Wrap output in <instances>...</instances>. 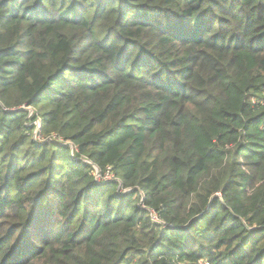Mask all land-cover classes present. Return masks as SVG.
Here are the masks:
<instances>
[{"label": "trees", "instance_id": "obj_1", "mask_svg": "<svg viewBox=\"0 0 264 264\" xmlns=\"http://www.w3.org/2000/svg\"><path fill=\"white\" fill-rule=\"evenodd\" d=\"M204 262L264 264V0H0V264Z\"/></svg>", "mask_w": 264, "mask_h": 264}, {"label": "built area", "instance_id": "obj_2", "mask_svg": "<svg viewBox=\"0 0 264 264\" xmlns=\"http://www.w3.org/2000/svg\"><path fill=\"white\" fill-rule=\"evenodd\" d=\"M25 109H27L29 111V116L31 117L33 115L34 109L31 106H25ZM32 122L35 124L34 137L39 135V137L41 138V141H45V139H53V137H55V135L45 137L42 134V123H41L40 118H37L36 120H34ZM94 175H95V178L98 182H108V181H112V180L114 181L115 180V175H114V173L110 167L107 170L102 171V169L99 166L94 165ZM116 181H119V180L117 179ZM119 188L121 189V185L119 186ZM203 264H209V263L204 262Z\"/></svg>", "mask_w": 264, "mask_h": 264}, {"label": "rangeland", "instance_id": "obj_3", "mask_svg": "<svg viewBox=\"0 0 264 264\" xmlns=\"http://www.w3.org/2000/svg\"><path fill=\"white\" fill-rule=\"evenodd\" d=\"M30 123H31V122H30ZM35 140H36V141H41V138L39 137V135L35 137ZM47 140L62 141L61 137H59V136H57V135H55V137H53V139H45V141H47Z\"/></svg>", "mask_w": 264, "mask_h": 264}]
</instances>
